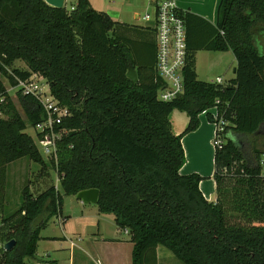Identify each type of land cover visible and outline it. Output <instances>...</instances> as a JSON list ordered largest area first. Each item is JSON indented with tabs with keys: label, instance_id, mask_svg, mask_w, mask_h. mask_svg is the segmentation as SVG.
I'll return each instance as SVG.
<instances>
[{
	"label": "trees",
	"instance_id": "16d2710c",
	"mask_svg": "<svg viewBox=\"0 0 264 264\" xmlns=\"http://www.w3.org/2000/svg\"><path fill=\"white\" fill-rule=\"evenodd\" d=\"M186 24L185 90L164 102L156 63L137 66L129 41L115 35L120 24L89 0L70 11L44 0H0V74L13 88L14 76L39 74L71 113L60 126L58 161H50L60 189L33 196L29 183L19 209L6 215L8 167L29 159L41 165L40 178L48 164L26 133L28 122H40L41 104L18 91L24 118L0 78V244L16 242L0 248V264L35 259L40 233L61 217L64 199L92 189L100 192L99 212L129 232L132 264H158L160 246L183 264H264V0H220L215 25L188 14ZM199 51L232 52L235 78L225 85L198 80ZM16 61L27 70L13 68ZM130 67L138 83L128 78ZM216 101L227 126L215 152L212 203L199 189L203 178L180 170L182 138L205 112L216 123L209 113ZM174 110L189 117L180 135L169 120Z\"/></svg>",
	"mask_w": 264,
	"mask_h": 264
},
{
	"label": "crops",
	"instance_id": "0c3cea01",
	"mask_svg": "<svg viewBox=\"0 0 264 264\" xmlns=\"http://www.w3.org/2000/svg\"><path fill=\"white\" fill-rule=\"evenodd\" d=\"M175 1L178 7L186 11L191 17L201 19L210 25L216 24L217 12L216 14H213L212 9H209L206 4L199 3L197 0ZM66 3L67 0H65V8ZM144 5L148 10V0L144 1ZM133 7L136 6L131 5L129 9L132 11ZM107 14L110 15L115 22L120 24L115 30V35L129 41V44L133 48L134 60L137 66H154L157 56L156 33L153 29L144 26V22L141 20V15L135 12L132 17V22H122L116 18L118 13L116 14L110 11L107 12ZM220 53L228 52H197L196 73L198 80L203 82L214 81L211 73L214 66L212 64L211 66L207 64L205 67L203 65V59H207L210 64L219 58L218 54ZM235 68L236 67H233V78L231 76L230 80L235 78ZM201 75L208 78H202ZM217 78H219V76ZM230 80H226L225 83ZM169 120L172 125V132L175 135L182 134L189 124L188 115L178 110H174L170 114ZM216 134V126L210 123L205 115H201L200 127L196 131L189 133L182 138L186 163L180 170V175L182 176L198 174L203 178V181L199 184V189L204 198L212 203L217 201V187L214 180L216 152L214 139ZM48 229L49 226L41 231L36 258L28 260V264H119V259H106L98 256L97 247L99 246L126 248L128 256L127 264H132V257L131 260L129 257L132 256L133 250V244L130 242L131 237L130 235H126L127 238L121 237L119 229V233L115 234V236L104 235L101 228L98 229L97 234H91L88 236L81 233L70 236L67 235L64 230L62 231V236H51L47 234ZM161 247L162 246L157 249L158 264H160L159 254ZM170 261L171 264H175L174 261ZM167 264H169V261Z\"/></svg>",
	"mask_w": 264,
	"mask_h": 264
},
{
	"label": "rangeland",
	"instance_id": "374dc122",
	"mask_svg": "<svg viewBox=\"0 0 264 264\" xmlns=\"http://www.w3.org/2000/svg\"><path fill=\"white\" fill-rule=\"evenodd\" d=\"M77 1L78 0H67L66 9L68 11L73 10L72 7L75 6V3L77 4ZM144 1L145 0H89L91 6L95 10L105 13L110 11L116 14L118 13L116 18L122 22H132V17L135 12L143 16L147 10L146 6L144 5ZM197 1L199 3L206 4L209 9H212L213 14H216L219 0ZM131 5L136 6L133 7L132 11L129 9ZM261 50L264 51L263 48H261ZM218 55L219 58L210 64L207 59H203V65L206 67L207 64L209 66L212 64L214 66V68L211 70L213 80L215 81L218 76H221L225 82L226 80H230L231 76L233 78V67H236L237 65L236 59L232 52L220 53ZM13 68L27 70V67L22 61H16ZM8 72L11 74L12 68L8 69ZM0 78L3 80L7 90L9 91V94L13 97V101L15 102L17 108L24 118H26L25 110L19 101L18 90L9 84L7 77H4L0 74ZM202 78L208 77L202 76ZM26 133L33 137V139L36 141L37 137L35 130L29 122ZM258 147L259 149L264 150V138L259 140ZM43 159L45 163L48 164V169L40 178L39 176L42 172L41 165L31 162L29 159L18 160L8 167V178L5 186L6 215L12 214L19 209L22 203L23 190L29 183L30 193L33 196H38L53 186L57 187V189H60L57 173L55 172L54 168L50 166V160L44 157ZM48 226L49 229L47 234L51 236H62L63 230L67 235L70 236H74L77 233L88 236L91 234H97L99 228H101V230L104 232V235L106 236H115V234L119 233L118 227L116 226L114 217L112 215L101 214L96 205H85L75 196L66 197L64 199L61 217L59 219L55 217L52 218ZM120 232L121 237L127 238L125 231ZM160 249V264H167L168 261L169 264H171L170 260L174 261L175 264H183L172 254V252L166 248L161 247ZM126 251V248H118L115 246L97 247L98 256L106 259H119V264H127L128 256ZM129 257L131 260L132 256Z\"/></svg>",
	"mask_w": 264,
	"mask_h": 264
},
{
	"label": "built area",
	"instance_id": "2783aa9c",
	"mask_svg": "<svg viewBox=\"0 0 264 264\" xmlns=\"http://www.w3.org/2000/svg\"><path fill=\"white\" fill-rule=\"evenodd\" d=\"M187 12L180 9L175 0H148V10L141 16L146 28L153 29L156 33L157 60L156 72L163 81L158 99L169 102L183 95L184 69L187 63ZM17 85L14 87L23 96L35 97L43 109L41 120L34 128L37 137L35 143L39 153L50 161L57 163V143L65 135L66 130L60 126L65 118L71 116L69 109L60 105L51 95L47 80L39 74H32L28 79L22 80L14 76ZM217 85H225L224 80L219 77L213 81ZM48 87V88H47ZM0 103L3 99L0 98ZM219 101L209 113L212 115L217 134L214 146L222 148L227 123L223 120V113L219 112ZM205 112L203 115H206ZM0 110V118H3ZM64 222V221H62ZM129 235L128 231H125ZM4 248L0 244V248Z\"/></svg>",
	"mask_w": 264,
	"mask_h": 264
},
{
	"label": "water",
	"instance_id": "95a60500",
	"mask_svg": "<svg viewBox=\"0 0 264 264\" xmlns=\"http://www.w3.org/2000/svg\"><path fill=\"white\" fill-rule=\"evenodd\" d=\"M44 1L49 6L54 7V8H58V9H62L65 6V0H44ZM128 78L134 83H138V81H139L137 71L133 67L129 68ZM99 195H100L99 190L92 189V190H87V191H83V192L79 193L76 196V198L85 205H89V204L97 205L98 200H99ZM15 244H16V242L14 240H12V241L6 243L4 248L6 251H10L14 248Z\"/></svg>",
	"mask_w": 264,
	"mask_h": 264
}]
</instances>
